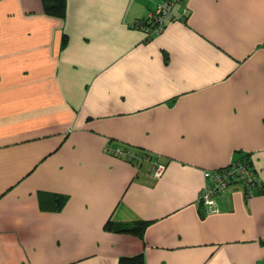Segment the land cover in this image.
Returning <instances> with one entry per match:
<instances>
[{
  "label": "crops",
  "instance_id": "crops-1",
  "mask_svg": "<svg viewBox=\"0 0 264 264\" xmlns=\"http://www.w3.org/2000/svg\"><path fill=\"white\" fill-rule=\"evenodd\" d=\"M166 2L67 0L62 20L0 0V264L264 263V0H182L147 38L134 23ZM246 154L253 196L231 184L203 213L205 171Z\"/></svg>",
  "mask_w": 264,
  "mask_h": 264
},
{
  "label": "built area",
  "instance_id": "built-area-1",
  "mask_svg": "<svg viewBox=\"0 0 264 264\" xmlns=\"http://www.w3.org/2000/svg\"><path fill=\"white\" fill-rule=\"evenodd\" d=\"M166 4L156 7L153 11L148 13L146 20H139L134 23V27L142 29L148 38L161 33L165 27V20L167 12L178 2L182 0H166ZM167 7V9H166ZM112 155L127 160L129 162H136L140 160V155L137 154L132 148H116L112 151ZM229 170H216V171H205V178L209 179L210 182L200 192L199 201L203 205L204 212L207 214L217 212L218 205L215 197L225 192L232 178L236 177L246 183V186L251 188L258 181L257 175L254 172L248 171L242 164H234ZM166 165L161 162H153L151 167V174L155 178H160Z\"/></svg>",
  "mask_w": 264,
  "mask_h": 264
},
{
  "label": "trees",
  "instance_id": "trees-1",
  "mask_svg": "<svg viewBox=\"0 0 264 264\" xmlns=\"http://www.w3.org/2000/svg\"><path fill=\"white\" fill-rule=\"evenodd\" d=\"M41 2L43 5V12L47 16L59 18L62 20L65 19L66 15H67V0H41ZM166 9H167V7H166ZM153 10H151V11H153ZM170 12H171V10L169 11V13ZM169 13L168 12L166 13L167 16ZM167 16H166V20H167ZM147 17H148V15L142 19H138V21L139 20H146ZM166 20L164 22L165 27H166ZM165 27H164V29H165ZM154 36H152V37H154ZM125 148H131V147H125ZM132 149L137 154L140 155L139 161L131 162V163L135 164L136 166H140L146 160L151 161L152 163L153 162H160L159 160H157L158 158H154V156H152L151 154H149L145 150H139V149H135V148H132ZM238 163L242 164L244 166V168H246L248 171L254 172V174L257 175V171L254 168L253 160L251 159L249 154L243 155L239 159L232 162L230 165H228L224 168L218 169V170L219 171L229 170L233 166H235L234 164H238ZM257 178H258V175H257ZM234 183H237V184L242 186L246 198L253 196V194L255 193V191L257 190V188L261 184V183H259V178H258V181L256 182V184L250 190L246 186V183L244 181L240 180L239 178L233 177L232 182H230V185L234 184ZM40 198H41L40 200H41L43 206L45 207V209L56 211V212H59L60 210H62L63 206L66 203V197L63 195H59V194H52L51 195V194L44 193V194L40 195ZM202 212L205 213L204 209L202 210ZM148 224H149L148 222L142 221V220H140L136 223H133V224L132 223H130V224H122V223L116 224L112 221H108L105 228H106V230L114 231L117 233H128L131 235L140 236L143 233V231L145 230V228L148 226ZM119 264H145V256L143 253L138 254V255H134V256H123L120 258Z\"/></svg>",
  "mask_w": 264,
  "mask_h": 264
}]
</instances>
